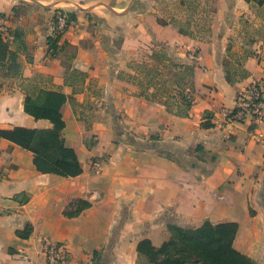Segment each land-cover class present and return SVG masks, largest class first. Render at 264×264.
I'll return each instance as SVG.
<instances>
[{"label": "crops", "instance_id": "obj_1", "mask_svg": "<svg viewBox=\"0 0 264 264\" xmlns=\"http://www.w3.org/2000/svg\"><path fill=\"white\" fill-rule=\"evenodd\" d=\"M216 6L203 40L165 19V0H0L7 29L0 35L10 39L8 30L18 29L25 45L19 76L0 75V130L51 128L23 111L25 92L61 91V135L81 165L75 177L43 173L32 152L0 138V264H44L42 238L62 245V264H136L139 241L160 247L168 225L194 229L206 221L237 223L233 247L264 264V122L225 116L237 93L264 77V5ZM13 8L26 12L14 16ZM56 11L75 20L51 56ZM158 47L193 67L186 117L118 77H138L135 67L151 65ZM67 49L74 53L68 70ZM228 54L247 71L233 85L225 80ZM72 69L86 76L73 80Z\"/></svg>", "mask_w": 264, "mask_h": 264}, {"label": "trees", "instance_id": "obj_2", "mask_svg": "<svg viewBox=\"0 0 264 264\" xmlns=\"http://www.w3.org/2000/svg\"><path fill=\"white\" fill-rule=\"evenodd\" d=\"M244 1L257 6L264 5V0ZM14 11L13 8L12 12ZM57 14L65 15L66 27L75 20L74 15L70 13L55 12L53 34L47 38V52L51 56L58 52V41L63 34L56 29ZM157 22L161 25L165 24L160 19ZM177 30L180 34L191 38L196 36L193 32L180 27H177ZM206 34H209V30ZM8 35L10 39H3L0 35V71L3 72L1 75L19 76L17 57L18 53L24 50L25 45L18 29H9ZM12 45L14 46L12 47ZM73 56L74 53H70L67 62ZM150 58L153 62L151 65L141 64L135 67L138 77L124 73H120L118 77L133 81L138 86L139 96L162 103L167 112L178 117L188 116L193 104V67L175 62L168 57L164 50L153 51ZM162 63L170 67V70L167 71L168 74L164 72ZM225 68V80L231 85L247 76V71L242 64H239L235 69ZM184 74L187 77L185 82ZM71 76V79L76 80L86 75L72 69ZM181 80L183 82H179ZM65 82L73 86L72 82L66 79ZM169 83L171 88L167 90L166 86ZM149 87L153 88L152 92L148 91ZM165 91L168 93L165 94ZM65 101V95L58 90L40 89L37 93L25 92L23 111L35 120L50 121L52 127L41 130L14 127L0 130V138L32 152L36 156L35 165L39 171L62 177H75L81 173V165L73 149L64 145L61 135L63 122L59 111ZM201 126L207 128L211 126V123L205 121ZM18 197L19 195L15 199L17 200ZM167 228L170 238L160 247H153L146 239L137 243V262L142 259L147 264H260L233 247V240L238 228L235 222L212 224L206 221L194 229L180 228L175 225H168ZM191 254H194L196 258H193Z\"/></svg>", "mask_w": 264, "mask_h": 264}, {"label": "built area", "instance_id": "obj_3", "mask_svg": "<svg viewBox=\"0 0 264 264\" xmlns=\"http://www.w3.org/2000/svg\"><path fill=\"white\" fill-rule=\"evenodd\" d=\"M65 15L57 14L56 29L62 33L66 31ZM7 31L0 21V33L5 34ZM189 59L195 61L196 54L189 55ZM225 116L229 120L248 119L252 123L264 122V77L252 80L248 86L237 93L235 108L227 111ZM92 166L95 171L100 170L101 164L93 161ZM42 252L45 258L44 264H62L63 247L57 242L48 238H42Z\"/></svg>", "mask_w": 264, "mask_h": 264}, {"label": "rangeland", "instance_id": "obj_4", "mask_svg": "<svg viewBox=\"0 0 264 264\" xmlns=\"http://www.w3.org/2000/svg\"><path fill=\"white\" fill-rule=\"evenodd\" d=\"M165 4L166 7L168 8V13L165 12V19H169V22H171L176 28L180 27L184 30H193L195 32H197L198 36L203 39V40H208L207 38V30L210 29V25H211V21L212 18L214 16V13L216 11V0H165ZM15 11L13 12L14 16H19L20 14H22V12H26V9L22 8H14ZM184 12V13H183ZM182 13V14H181ZM168 15V16H167ZM174 16H177V18H174ZM182 16H184L185 18H183ZM182 17V19H178ZM6 18L4 16H0V21L2 22V24L5 22ZM161 21H163L161 19ZM164 22V21H163ZM4 26V24H3ZM53 26L55 27V25L53 24ZM241 27L243 28H247L248 25H246L245 23H241ZM249 28V27H248ZM245 36V42H249V39L247 38L246 35ZM154 51L157 50H164L162 47H158V48H154ZM165 51V50H164ZM72 53L71 49H67L65 52V68H67V58L68 55ZM167 53V52H166ZM195 54V52H191L188 54ZM174 54L172 53H168V56L172 59L175 57L173 56ZM225 61H227V67L228 69H235V66H232L230 61H231V56L230 54L227 55V58L225 59ZM162 68L163 65H166L165 63H162ZM165 70H170V67L168 66H164ZM67 70V69H66ZM172 71V70H171ZM3 74V72L0 71V75ZM183 79L184 82L187 81V77L185 76V74L183 75ZM179 82H183L182 80ZM167 90L169 88H171V84L169 83L168 86H166ZM168 91H165V94H167ZM176 255H178L176 253ZM191 256L193 258H196L194 256V254H191ZM136 264H147L144 260H138V262H136Z\"/></svg>", "mask_w": 264, "mask_h": 264}]
</instances>
